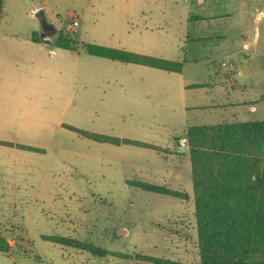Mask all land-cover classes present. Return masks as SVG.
<instances>
[{
	"label": "rangeland",
	"instance_id": "374dc122",
	"mask_svg": "<svg viewBox=\"0 0 264 264\" xmlns=\"http://www.w3.org/2000/svg\"><path fill=\"white\" fill-rule=\"evenodd\" d=\"M261 4L4 0L0 141L41 152L0 146V237L10 246L0 264H151L143 256L199 264L184 133L191 126L264 121ZM37 7L55 29L46 38L62 33L74 41V52L55 49L48 59L50 46L38 53L20 39L33 31L40 36ZM253 39L248 50L242 47ZM86 44L178 61L182 71L95 58ZM232 81L245 91L230 87ZM62 125L156 149L98 143ZM135 181L184 197L143 191ZM45 236L91 244L107 255Z\"/></svg>",
	"mask_w": 264,
	"mask_h": 264
},
{
	"label": "trees",
	"instance_id": "16d2710c",
	"mask_svg": "<svg viewBox=\"0 0 264 264\" xmlns=\"http://www.w3.org/2000/svg\"><path fill=\"white\" fill-rule=\"evenodd\" d=\"M4 0H0V19ZM32 40H39L36 32ZM55 48L75 51L72 39L58 33ZM88 56L125 64L181 73L182 63L86 44ZM98 143L133 145L156 149L152 145L105 135H96L62 125ZM190 163V182L194 205L196 247L199 264H264V121L223 122L191 126L184 133ZM0 146L41 152L30 146L0 141ZM140 190L182 198L184 195L165 187L132 182ZM180 198V199H181ZM44 240L73 247L98 257L106 251L66 237L45 236ZM10 246L0 237V253ZM151 264H179L143 256Z\"/></svg>",
	"mask_w": 264,
	"mask_h": 264
},
{
	"label": "crops",
	"instance_id": "0c3cea01",
	"mask_svg": "<svg viewBox=\"0 0 264 264\" xmlns=\"http://www.w3.org/2000/svg\"><path fill=\"white\" fill-rule=\"evenodd\" d=\"M38 9H42V8H35V9H33L32 11H37ZM43 10V9H42ZM257 10H259V12L257 13V19L258 20H260V19H264V0H263V5L261 4V5H259V6H257ZM34 12V13H35ZM34 32V31H33ZM33 32H30V33H26V34H23V35H20V39H21V37L22 38H24V40H25V42L26 43H28V44H30L31 46H33L34 48H35V50L38 52V53H41V52H43V48H44V46H50L53 50H49V55L47 54V58L49 59V58H53L54 56H55V54H54V50L55 49H57V50H61V51H65V52H74V51H68V50H63V49H59V48H55V47H53L52 45H51V40H49L50 42H49V44H45L44 42H43V40H41V39H39L38 41H36V40H32L31 38H30V35H31V33H33ZM36 32V31H35ZM38 34V33H37ZM7 36H11V38H19L18 36H13L12 34H7ZM7 42V41H6ZM255 42H257V40L256 39H253L252 41H251V43L249 42V41H247V40H244V41H242V47L244 48V49H246V50H248L249 49V47H250V45H253V43H255ZM28 46V45H27ZM12 55H10L9 56V58L11 57ZM95 58H98V57H95ZM238 75H241V72L239 71L238 72ZM230 85V87H232V88H235V89H237V90H239L240 92L241 91H245V88H244V86L243 85H241V84H239L237 81L235 82V81H232V82H230L229 83ZM221 89H222V91H223V93H225L226 91V89H223V87H221L220 88V91H221ZM254 109V108H253ZM249 110H251V108H249Z\"/></svg>",
	"mask_w": 264,
	"mask_h": 264
},
{
	"label": "water",
	"instance_id": "95a60500",
	"mask_svg": "<svg viewBox=\"0 0 264 264\" xmlns=\"http://www.w3.org/2000/svg\"><path fill=\"white\" fill-rule=\"evenodd\" d=\"M34 16H35V18L39 21V23H40V27H41V32H40V39L41 40H43V42L45 43V44H49V40L46 38V37H48L47 35H44L43 33H42V29H43V27H44V25H45V23H46V19L44 18V14H43V10L42 9H38L35 13H34ZM53 30V29H52ZM54 32V30L52 31V33ZM115 234H116V236H120V235H122V234H124L125 233V231L124 230H116L115 232H114Z\"/></svg>",
	"mask_w": 264,
	"mask_h": 264
},
{
	"label": "flooded vegetation",
	"instance_id": "af4514ba",
	"mask_svg": "<svg viewBox=\"0 0 264 264\" xmlns=\"http://www.w3.org/2000/svg\"><path fill=\"white\" fill-rule=\"evenodd\" d=\"M54 30V32L52 33V31ZM42 33L44 34V35H47V36H49L50 34H54L55 33V29H54V27L46 20V23H45V25H44V27H43V29H42Z\"/></svg>",
	"mask_w": 264,
	"mask_h": 264
},
{
	"label": "built area",
	"instance_id": "2783aa9c",
	"mask_svg": "<svg viewBox=\"0 0 264 264\" xmlns=\"http://www.w3.org/2000/svg\"><path fill=\"white\" fill-rule=\"evenodd\" d=\"M72 26H73V27H77V26H78V23H77L76 21H74V22L72 23Z\"/></svg>",
	"mask_w": 264,
	"mask_h": 264
}]
</instances>
